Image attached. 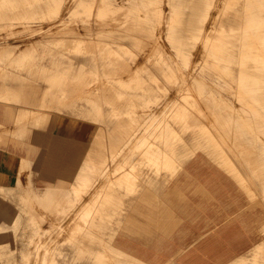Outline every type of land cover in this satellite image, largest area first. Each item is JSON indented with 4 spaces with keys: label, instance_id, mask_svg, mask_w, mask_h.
Segmentation results:
<instances>
[{
    "label": "bare ground",
    "instance_id": "obj_1",
    "mask_svg": "<svg viewBox=\"0 0 264 264\" xmlns=\"http://www.w3.org/2000/svg\"><path fill=\"white\" fill-rule=\"evenodd\" d=\"M0 1L17 2L21 0ZM36 1L43 4L41 5L42 8L47 7L51 12V30L55 28L56 32L67 31L73 34L93 35L97 40L108 44L109 50H114L119 55L128 53V61H138L140 56L160 53L159 61L152 65L158 73L136 75L135 78L140 83L143 82L144 77L155 80L164 78L169 84L184 82L189 74H186L183 68L186 65L190 66L192 55H194L192 53L197 50L203 60L200 64L189 68V71L199 69L191 75V78L201 86L200 95L210 93L212 115L229 117V120L223 124L220 122V126H215L212 130L203 126L191 127L192 125L185 122L186 120L182 123L175 119L173 121L160 119L156 122V118H151L152 122L147 120L138 124L140 129H144L146 132L151 131L150 138H142L140 140L142 142H138V147L143 150L137 151V149L128 148V153L132 154L122 159V162L118 163L117 167L111 171V165L134 140L130 133L126 136L127 138H123L128 128H123L122 122L126 120L122 119L120 115L128 113L135 116L136 111L134 109L120 112L111 110L109 113L104 111L96 100L87 98H83L85 102L73 100L70 103L58 105L55 111L63 114V116H74L81 122L94 124L91 126L94 130L92 131L93 137L89 136L91 131L87 130L90 125L81 124L85 128V131L82 132L86 134V143H81L77 139L81 133L80 127L76 126L77 121L75 119L74 121H65L61 117L54 120V123L59 122L56 125L48 123L44 126V128L51 127V146L89 145L87 156L83 165L76 172L71 190L52 196L51 186L43 192L39 188L31 186L28 190L21 192L18 199L17 215L12 227L5 230L0 229V243L3 247L0 251V258L7 256L6 264H74L76 262V264H109L104 260L107 256L105 253L107 250L111 254L118 255L117 258H122L120 264H128L129 262L130 264H147L138 259L136 255L119 249L112 243L117 229H113L109 224L103 225L104 221L99 218L103 217L106 210H100L104 206L103 198L116 197L120 199V203L122 194L125 196L133 195L144 184L156 186L162 177L164 180L171 178L183 162L197 153L200 148L210 149L212 153H207L213 158V161L224 168L250 195L254 193V189L250 186L249 180H261L260 185L264 199V166H262V163L264 164V0H223L222 3H216L213 6V0H74L72 7L65 6V0ZM165 5L168 7V11H166ZM4 8L10 10L14 8V5L7 4ZM94 13L96 16L92 18ZM44 17H49V15ZM89 20L96 24L95 28L76 23ZM79 43L76 42L75 44ZM78 46L73 50V54L62 52V60L52 62L55 71L54 76L58 75V68L63 70L64 74H69L71 67H74L75 62H77L76 59L81 61V65L78 66L80 69L75 76L76 79L85 77L82 80L84 82L88 80L85 65L92 66L96 73H100L98 70L100 64H97L98 59L91 56L92 54L86 55L79 52ZM66 51L71 52L72 50L66 49ZM14 61L17 59H13ZM113 61H118V59H101L102 68ZM109 66L113 68L103 70L101 73L107 79L111 77L114 80L113 76L108 75L111 71L120 73L128 70L125 66L124 71H122L120 64L116 67L113 64ZM27 70L30 71L31 68ZM206 79L211 81L210 86H206L207 84L204 82ZM56 80L58 79L54 81ZM31 81L32 78L29 76L18 75L12 79V86L7 89H4V85L1 86L0 82V102L34 104L39 105V107L47 104L41 98L37 101V94L27 89ZM118 82L121 83L122 90L125 92L141 97L139 98L141 104L151 106V103L157 102L160 97L159 86L156 90L139 91L136 88H129L128 85L125 86L123 80H118ZM220 88L227 89L232 100H226L225 96L220 93ZM120 93L123 91L120 90ZM187 101L190 105L195 103L190 100ZM186 108L188 109V107ZM29 113L31 112L19 108L21 116H27ZM104 113L110 117H104ZM173 116L190 117L191 115L188 111H182L178 105H175L170 112V117ZM151 117L156 116L151 115ZM32 125L35 127L38 124ZM213 131L216 133L214 134ZM25 132L26 130H23L21 138L24 137ZM195 132L201 136H195ZM186 133L194 136L188 140L185 137ZM42 140L46 144L41 149L42 164L39 173L51 184V148L49 142L47 143V135L42 137ZM245 143H250L259 148L258 161L262 163L259 162L258 167L263 170L262 174L256 170H249L247 173L248 170L243 169L245 164L248 167L249 165L252 166L250 163L253 161L249 159L250 155L242 148ZM102 153H104L102 155L104 160H101L100 154ZM100 160L101 162L104 161L105 164L99 163ZM171 170L173 171L171 172ZM94 173L100 178L108 175L105 180V187L94 192V199L101 205L98 208L96 204H93L91 208L85 211L82 215L79 231H77L83 236L85 233L91 239L92 246L86 247V249L92 250V252L85 255L81 251L84 249L81 246L85 243V239L77 234L74 235V238L67 240L70 247L55 246L51 261V250L41 252V248L45 245L42 237L47 232H42L41 226L48 221V218L42 212L40 214L34 212V202H38V205L40 204L49 210L53 198L57 197L55 200L67 201L73 206L75 200L78 201L81 196H84V193L89 192ZM19 182L21 183L20 180ZM118 191L121 197H119ZM123 204L118 210V219L122 216ZM8 206H10L9 203ZM61 206L56 209L59 211L58 213H61V218H58L60 220L58 227L63 225L64 218L72 209V207H66L64 203H61ZM71 218L74 217L69 219ZM52 219L55 217H52L48 222H52ZM24 225L29 230L27 244L30 245L34 239L38 240L37 251L34 254L24 248L23 240L26 238V233L20 235ZM102 225L108 226L109 229L100 228ZM93 227H99L102 236H97L98 232ZM11 238L14 245L17 242H22L23 249L20 256L26 261L18 263L12 260L16 257L12 249H8L5 255L4 247L7 244L9 248V243L12 242ZM95 240L99 244L93 246ZM64 249L71 252H65ZM69 253H72L74 260L78 261L70 262L68 260L70 258ZM33 257L36 258V261H29ZM61 257L64 260L59 261L58 258ZM85 258H90L92 262L80 260ZM37 259H42V262L37 261ZM230 264H264V239L251 248L247 254L235 259Z\"/></svg>",
    "mask_w": 264,
    "mask_h": 264
},
{
    "label": "rangeland",
    "instance_id": "obj_2",
    "mask_svg": "<svg viewBox=\"0 0 264 264\" xmlns=\"http://www.w3.org/2000/svg\"><path fill=\"white\" fill-rule=\"evenodd\" d=\"M21 1H17V2L0 1V82L4 84L6 87H8L12 84L11 83L12 79L16 78L18 75L29 76L32 78L31 84L34 87H36V89H38L39 98L43 99L45 102H47V104L41 105V107L37 108V111L31 112V114L27 116H20L14 111H13L14 113L12 112L11 117L3 116L2 114L0 116V121L8 125H11L8 129L9 130L12 129V132H10L4 130L3 127H0V149L3 150L2 152L0 150L1 152L0 155L7 157V163H8L7 176L18 177L20 181L21 179H23V184L21 181V186H19V189L21 190L23 189V191H26L28 190L29 187L34 186L35 188H39V190L43 192V190L51 186V184L46 181L45 177H43L39 173V170H37L36 168L37 163L35 162L37 158H41L42 156V154H39L40 150L38 151V153L28 155V153L25 151L26 149L25 146L21 145L20 143H17L18 141L16 140L20 139L21 137L18 134V130H20L18 129V127L24 128V126H28L31 123L33 124L37 123L42 128L48 123L51 124L54 123L55 119H59L63 117V120L65 121H69V120L74 121V119L75 121H77L78 124L76 126L78 128L80 127L81 130V133L77 137V139L80 140L81 143L82 142L86 143L85 140L86 134L82 132L85 131L84 130L85 128H83L81 124L90 125V127L87 130L91 131L89 133V136L91 138L93 137L92 131L94 130L93 127L91 128V126H94V124L89 122H81L74 116L73 117L67 115L63 116V114L59 113L58 111H55V108H57L58 105L60 106L61 104H67L72 102L73 100H79L81 102H85L83 98H87L89 100H96L100 104L102 109L104 111H108L109 113L111 110L120 112L122 110L134 109L136 111V113H134L135 116L129 115L128 113H124L120 115L122 119L126 120L125 122H122L123 128L124 127L128 128L123 138H127L126 136L130 133L131 138H134V140L129 144L130 146H127V148H125L122 155L116 159V162L111 165V171L113 170L112 168L117 167L118 163L122 162V159L132 154V153H128L127 150L128 148L137 149V151L143 150L142 148L138 147V142L142 140V138H146V137L150 138L151 131L149 130L148 132H146L144 131V129H140V126L138 124L143 123L147 120H149V122H152L151 120L153 118H156V122H157L160 119H166V120L169 119L171 121L175 119V120H180L181 123L184 120H186L185 122L192 125L191 127L203 126L204 128H209L212 130L215 126H220L219 124L220 122L221 124H223L224 122L226 123L228 122L229 117H215L214 115H212L210 93H206L203 96L200 95L201 86L198 85L196 82H194L193 79L191 78V75L197 72L199 69L198 70L196 69L197 71L196 70L189 71V68L191 69L196 64H200V62L203 60L201 58L202 56H200L197 50L193 51L192 53L194 55H192V61L190 63V66L186 65L187 67L185 66L183 68V71H185L186 74H189V76H187V79H185L184 82L182 81V83L180 84H169L164 78H159L158 80H155L149 77H144L143 82L140 83L138 82V79L135 78L136 75L138 74L149 75V74L158 73L152 67V65L153 63L159 61L161 57L160 53H151L149 56H144V57L140 56L138 61H131V60L128 61L127 60L128 53H122L121 55H119L114 50H109L110 46L108 44H106L104 41L97 40L96 38H94L93 35H85L83 33L73 34L72 32H67V31L56 32L54 30L55 28L51 30V12L47 9V7L42 8L41 5L43 4L36 0H31V1L21 0ZM222 2L223 0H213L212 6L213 4L222 3ZM7 4L14 5V8L10 10L4 8V6ZM20 5L22 6L19 7ZM64 5L72 7L74 5V0H65ZM165 9L166 11H168V7L166 5H165ZM6 13H8L9 15H7ZM46 15H49V17H44ZM95 16L96 13L93 14L92 18H94ZM66 17L68 18V15H66ZM76 23L78 25H84L86 27L93 26L94 28L96 25L92 22V20L76 22ZM76 42H80L79 44H77L79 45L78 46L79 52H83L86 55L92 54L91 56H94L95 58L98 59L97 64H100V68L98 67L100 73H96L92 69V66L85 65L86 74L87 77H89L86 82L82 80L85 77H79L78 79L75 78V76L78 73V70L80 69L78 66L81 65V61H79L78 59H76L77 62H75L74 67L73 66L71 67L69 74H64V71L58 68V75L54 76L55 71L52 62L62 60L63 57V55L61 54L62 52H66V54H73V50L77 47V45L75 44ZM66 49H71L72 51L67 52ZM107 58H112L114 60L118 59V61L107 63L106 67L102 68L101 59H107ZM13 59H17V61L13 62ZM112 64L115 67L120 64L122 66L121 68L122 71H124L125 66H127L128 70L120 73H117V71L114 72L111 71V73L108 75L113 76L114 80L111 77H109L108 79L104 78L103 75L101 74L102 71L113 68L112 66H109ZM60 67L63 68L62 66ZM28 68H31V70L28 71L27 70ZM205 72L207 73V71ZM92 76H95V78L91 79ZM55 79L58 80L54 81ZM118 80L125 81L124 83L125 86L128 85L129 88L131 87L136 88L139 91H144V90L147 91L149 89L156 90V88H158L159 86V89L161 91L160 97L157 102L151 103L152 104L151 106L141 104L139 100V98L141 97H138L136 95H133L132 93L125 92L124 90H122L123 87L121 83L118 82ZM204 82L207 84L206 86L211 85V81L207 79L204 80ZM120 90L123 91V93H120ZM219 91L223 96H225L226 100L228 101L232 100V97L228 95L227 89L220 88ZM187 100L193 101L195 103L193 105H190ZM23 105L26 106L27 104L23 103ZM175 105H178V107L182 111H188V113L191 116L190 117L173 116L174 118L170 117V112ZM185 106L188 107V109ZM0 109H2V107H0ZM151 115H154L156 117H151ZM104 117H110V116H106V114L104 113ZM56 123L59 122H55L54 124L56 125ZM28 132L29 131H26V134ZM213 133L215 134L216 132L213 131ZM60 134L62 135L63 133ZM194 135L195 136L197 135L198 137L201 136L199 135V133L196 132L194 133ZM194 135L186 133L185 137L189 140ZM141 142L142 141H140V143ZM242 148L247 154L250 155L249 159L253 160L250 163L252 166L249 165L251 169L246 164L243 166V169L248 170L247 173H249V170L250 171L256 170L259 174H262L263 170L259 169L258 167V163L260 162L258 161L259 148L255 147L250 143H245V146L243 144ZM207 152L212 153L208 148L205 149L200 148L199 151L195 153L191 158L192 161H194L198 157L199 153H202L210 157L211 159L212 157ZM103 154L104 153L100 154L101 160H104L102 156ZM101 160L99 161V163L105 164L104 161L101 162ZM262 166H264L263 163ZM172 171L173 170H171V172ZM107 176L108 175H105L100 178L95 174L93 177V183L94 184L99 183V184H95L92 186L90 185L89 192L84 193L83 194L84 196H81V199H79L78 201L75 200V202H73L74 203L73 206H71V203L61 200V201H55L54 206L48 210L45 207H42V205L40 204L38 205L37 204L38 202H34L33 207H34V212L36 214H40L41 212L44 213L47 216L48 221L52 217H55V219H52V222L51 221L50 222L47 221L46 223L44 222L43 225L41 226L42 232L47 231L46 233H44L42 237V239H44L45 241V245L41 248V252H44L45 250H51V257H50L51 261L54 256L52 255V252L55 246L60 245L63 247H70V245H68L67 243V240L69 238H74V235L77 234H79L81 237H84L85 239V243L83 245L81 244L82 245L81 247L84 248L81 249V251L85 255L87 253L92 252V250L86 249V247L90 248L92 246L91 244H89L90 247L85 245L86 237H87L86 234L84 233L83 236V234H80V232L78 233L77 231H79L80 225L82 223V215L85 213L86 207H88L89 205L91 206L95 201L94 190H98V188L101 189L105 187L104 184L106 183L105 180ZM197 176L203 180L210 179V182L217 181L221 185L224 186L227 185L226 184L227 180L226 178H224V175L217 174L216 171L214 170L211 171L207 167H203L197 170ZM250 181H251V185L257 190L258 194L262 196L261 185L257 186V183H261V180L260 181L250 180ZM61 183L66 186L69 185L71 182H69L67 177L64 175L62 176ZM183 186H187V185L183 184ZM193 187L194 186L192 185L185 188V191L187 192V197H185V199L189 201H203L205 199H208L205 196L195 195L193 193L194 192ZM227 193L230 194L231 190L227 191ZM225 196H227V194ZM17 199H19V197ZM180 199L181 198H179L178 196H172V199L166 198V200L173 206L174 212L176 213L181 212V210H179V207L176 206V203L181 201ZM119 200L120 199L112 196L103 198V204L106 211L109 210V212L111 213L112 224L110 226L117 229L121 228V224H119L118 222ZM211 200H213V196ZM18 203L19 201L16 202L17 206ZM61 203H64L66 207H72V209L69 210L68 215L64 218L63 225H61V227L59 226L60 227L59 228L58 224L60 220L58 218H61V213H58L59 211H57L56 209L62 207ZM95 204L98 205L100 203L97 201ZM229 209L231 213L237 210V208L234 207ZM47 211L50 212L48 213ZM142 212L143 213L141 214V217L147 221L148 209L144 208L142 209ZM209 212L210 213L208 214V220L213 221V210L209 208ZM135 213L137 212L135 211ZM70 217H74V218L69 219ZM73 219L74 221H72ZM224 220L226 221L225 218H222L221 221ZM66 221H68L69 223H67ZM184 222L188 224L189 229L194 230V232L196 233L195 235H198V233H202L204 229V228H200L201 225L200 226L195 225L194 224L195 221L192 220L191 218L189 219L185 218ZM102 226L100 228L109 229L108 226L107 227L106 226L102 227ZM93 228L96 229L95 227ZM214 229L215 228L212 227L209 230V232H212V230ZM244 230L245 229L243 227L235 226V225L217 226L215 232L216 234L214 233V235L210 237L209 241L206 244L209 247L208 249H206L207 252L209 253V255L212 254L215 255V254H222L223 252L222 250H224L225 252L223 253L228 254L227 257L235 256L237 254L239 255L244 251L243 248L246 247L247 249L252 244V241H249L247 244L241 245L237 243V241L235 240L234 238L235 235L237 233H241ZM24 232L26 233L25 234L26 238L25 240H23V244H25L24 248L26 250L32 251V253L34 254L37 251L38 240L34 239V242L28 245L26 241L28 238L27 234L29 230L25 225L21 228L20 235H22ZM125 235L127 234L122 235L120 233V235L117 234L116 236H120L123 238V236ZM36 238L39 239L40 237H36ZM186 239L188 243V246L185 249L186 252H191L192 250L200 253L203 252L204 248L202 251H200L199 249L201 248L204 242L198 239L192 241L191 233L186 236ZM90 240L91 239L89 238V242ZM11 241L12 242L9 243L8 249L9 250L12 249L16 254V257L13 258L12 260L17 261L18 263H22L26 261L20 256L21 251L23 249L22 242H17V244L14 245L12 238ZM97 244L99 243H97V241L95 240L93 246ZM127 244H136V243L133 242V240H129L127 241ZM143 245L147 247V249L149 248V245L147 244H143ZM63 251L71 252L68 249H64ZM93 252H95V250H93ZM157 252L159 255L165 254L162 251H157ZM105 253L107 254V256L105 257L104 260L106 262H109V264L122 263L121 260L122 258H117L118 255H114V253L111 254L109 250L105 251ZM69 256L70 258H68V260H70V262L78 261L76 259L74 260V258L72 257V253H69ZM50 259L48 260L50 261ZM58 260L62 261L64 259L61 257L58 258ZM80 260L89 263L92 262L90 258H85ZM29 261L31 262L36 261V258L35 257L30 258ZM37 261L42 262V259H37ZM178 262L179 261H177V264ZM187 262L188 264L190 263L207 264L206 262H201V261L199 262L197 260H192V259H188ZM128 264H130V262Z\"/></svg>",
    "mask_w": 264,
    "mask_h": 264
},
{
    "label": "crops",
    "instance_id": "obj_3",
    "mask_svg": "<svg viewBox=\"0 0 264 264\" xmlns=\"http://www.w3.org/2000/svg\"><path fill=\"white\" fill-rule=\"evenodd\" d=\"M11 86L12 84L8 87ZM8 87L4 85L5 89ZM27 89L37 94L38 101V89L32 84ZM0 107H2L0 109V116L2 114L3 116L11 117L13 111L19 114L20 107L24 110L35 112L39 108V105L27 104L25 106L23 103L17 102L7 104L0 102ZM19 115L21 116V114ZM32 124L24 126V128L18 127L20 129L18 130V134L21 137L23 130L29 132L27 134L25 132L23 138L20 137V139L16 140L18 141L17 143L25 146V151L28 155L38 153L39 150V154H41V149L46 144L43 143V140L41 141V138L47 135V143L49 142L51 148V194L54 196V194H62L71 190L76 172L86 159L88 146H51V127H42V129L39 124L35 127ZM10 126L0 121V127L12 132V129H8ZM0 150L1 152L3 151L2 149ZM192 157L183 162L171 178L164 180L162 177L156 186L144 184L138 192L130 196L122 194L121 197L118 191V195L121 197L119 210L124 201L125 203L123 204L122 216L118 219L121 228H116L117 231L112 240V243L116 247L136 255L138 259L147 264H177V261H179L178 264H188V259L206 262L207 264H230L235 259L247 254L251 248L264 239V199L258 194L257 190L250 184L254 189V193L252 195L247 193L237 180L229 175L216 161L210 159V157L202 153H199L194 161H192ZM35 163H37L36 168L39 170L42 164L41 158H37ZM7 164V157L0 155V229L4 230L12 227L15 221L18 211L17 198L23 191V189H19L21 183L18 177L7 176ZM203 167H207L211 171L214 170L217 174L224 175L227 185H221L217 181L210 182V179H200L197 176V170ZM112 169L114 170L115 168ZM64 175L71 182L69 185L65 186L61 183L62 176ZM21 181L23 184V179ZM249 182L251 183L250 180ZM95 184L92 182L90 185ZM183 184L187 186H183ZM192 185L194 186L193 193L195 195L205 196L208 199L203 201H189L185 199L187 197L185 188ZM257 186H260V183H257ZM229 190H231L230 194L227 193ZM226 194L227 196H225ZM172 196L181 198V201L178 200L179 202L176 203L181 212H174L173 206L166 200V198L172 199ZM212 196L213 200H211ZM56 198H53L51 208L54 206L55 201H59L55 200ZM95 202L96 200L93 204ZM8 203L10 206H8ZM100 205L98 204L97 207L99 208ZM233 207L237 208V210L231 213L229 208ZM89 208H91L90 205L86 207V210ZM144 208L148 209L147 221L141 217L143 213L142 209ZM209 208L213 210V221L208 220ZM104 209L105 207L103 206L100 210ZM99 218L104 221L103 225L112 224L109 210H105L103 217ZM185 218H191L197 226L201 225L200 228H204L202 233L195 235L194 230L189 229L188 224L184 222ZM222 218H225L226 221H221ZM229 224L245 229L235 235L234 238L237 243L243 245L252 241V244L247 249L246 247L243 248L244 251L239 255L227 257L228 254L223 253L225 252L224 250H222V254L209 255L206 250L209 247L206 244L216 232V227L219 225L230 226ZM212 227L215 229L209 232ZM112 228L114 229V227ZM96 231L98 232L97 236H102L101 229L96 228ZM120 233L127 235L123 236V238L116 236L117 234L120 235ZM190 233L192 241L198 239L204 242L199 250L202 251L204 248L205 251L203 250L202 253L195 252L194 250L186 252L185 249L188 246L186 236ZM129 240H133L136 244H127ZM89 244H92V241L90 240L89 242V237H86V245L89 246ZM143 244L149 245V248L147 249ZM2 248V244L0 243V251ZM4 251L6 255L8 251L7 244L4 247ZM157 251H162L165 254L159 255ZM7 259V256L0 258V264H6Z\"/></svg>",
    "mask_w": 264,
    "mask_h": 264
}]
</instances>
